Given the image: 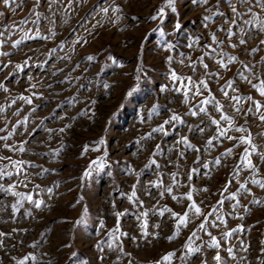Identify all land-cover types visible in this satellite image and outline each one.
<instances>
[{"label":"rangeland","instance_id":"obj_1","mask_svg":"<svg viewBox=\"0 0 264 264\" xmlns=\"http://www.w3.org/2000/svg\"><path fill=\"white\" fill-rule=\"evenodd\" d=\"M215 3L216 0H210L205 7ZM109 6H119L121 11H109L105 15L101 8ZM174 6L175 12L166 7V0H73L70 7L68 0H58L51 6L48 0H40L36 8L41 16L38 30L40 36L46 38L25 40L13 48V41L20 40L24 32L10 30L30 16L35 0H24L22 8L15 4L5 7L0 0V13H3L0 31H4V36L0 37L3 40L0 52L8 53L0 55V65H9L0 71V85H3L0 108L4 109L0 112V129H5L0 136L13 131L18 121L26 120L8 141L0 140V156L35 165L25 168L30 181L27 187L21 184L15 191L31 194L34 200L44 202L40 209L27 201L15 209L16 197L0 192V232L7 234L0 238V264H16L25 256L36 257L35 262L28 264H157L172 251L177 253L172 264H183L179 250L200 220L194 219L169 242L167 238L173 234L175 222L170 213L161 217L156 210L167 207L182 214L190 202L186 198L173 200L168 194L161 197L163 187L152 185L170 186L176 173L178 183L173 194L181 197L191 191L193 200L205 213L222 199L220 192L226 182L232 181L230 192L239 187L232 177L245 145L236 147L233 154L226 157H221V153L232 148L235 140L224 139L215 142L214 148H206V141L215 134L216 128L207 115L195 118L186 115L191 105L183 102L182 94L171 90L174 86L170 71L195 81L206 78L216 100L225 104L230 116H234L233 109L219 91L226 80L234 79L242 96L262 98L236 77L240 63L230 65V70L225 71L214 59L205 57L208 71H219L222 79L204 75L205 69L198 58L206 51L203 46L211 43L210 33L222 24L228 28L224 18L218 17L215 23L203 27L202 17L208 14L205 7L194 6L190 0H175ZM245 7L240 10L244 11ZM161 8H164L163 16L159 15ZM221 8L231 16L226 5L221 4ZM153 16L157 19H152ZM22 27L29 35H35L37 30L31 23ZM50 28L55 35L49 32ZM217 36L224 40L223 51L249 66L255 65L254 72L264 78V63H261L264 45L254 56L248 55L264 40V33L253 32L246 46L238 45L235 49L227 47L229 41L223 32ZM196 38H199L198 43L188 47ZM77 40L81 43H76ZM231 42L238 43V38ZM89 56L94 60L89 62ZM112 59H116L119 66L113 65ZM193 61L195 71L190 66ZM162 86L169 90L161 91ZM204 95L207 96V92ZM21 96L31 99L32 103H25ZM200 99L193 98L192 104ZM208 111L219 119L212 107ZM172 114L179 115L183 123L165 125L167 135L152 132ZM235 122L251 132L258 150L264 152V124L254 115L247 119L235 115ZM197 126L204 127L205 131H196ZM61 128L65 131L60 132ZM149 133H152L151 138L145 139ZM229 135L239 137L241 133L230 132ZM181 137H187L190 144L201 151L178 144ZM101 139L103 144L99 143ZM5 143L23 144L25 151L10 152L3 147ZM85 146L88 151H84ZM57 150L59 154L53 155ZM217 157L221 158L220 166L203 167ZM152 160L156 164L150 165ZM252 162L259 168L257 178L264 179V162L259 156H253ZM101 163L103 167H97ZM42 169L50 171L40 177L37 173ZM192 169L197 171L189 180ZM85 171L91 174L85 177ZM237 179L249 181L251 173L241 170ZM16 180L13 175L0 184L7 188ZM133 185H136L135 199L130 202L127 196L132 194ZM247 187L252 195L242 194L239 200L248 211L241 207L233 213L234 201H225L222 211L227 228L221 225L209 230L221 240L222 249L238 246L242 241L248 251H240L238 247L234 250L237 256L246 257L243 264H264V206L250 203L253 199L264 201V189L251 183ZM49 188L51 193L45 191ZM138 202L143 203L142 208ZM144 211L149 212L147 217L140 215ZM117 212L126 213L119 222ZM237 215L243 219L234 218ZM142 221L147 222L146 231L157 233L158 238L142 235L145 231ZM117 223L118 240L112 235ZM238 226L244 231L235 232L231 239H222V233ZM201 235L203 240L209 239ZM215 254L216 250L207 249L203 257H193L190 264H201L205 257L208 264H215ZM221 255L227 264H238L228 258L226 251L222 250Z\"/></svg>","mask_w":264,"mask_h":264},{"label":"snow or ice","instance_id":"obj_2","mask_svg":"<svg viewBox=\"0 0 264 264\" xmlns=\"http://www.w3.org/2000/svg\"><path fill=\"white\" fill-rule=\"evenodd\" d=\"M5 7L11 8L13 4L16 5L17 8L23 7L24 0H19V3H17V0H3ZM73 0H68V6H71V3ZM191 4L197 7H205L210 4V0H190ZM49 5H53L58 3V0H48ZM175 0H166V7L171 8L173 12L176 11L175 9ZM221 4L226 5L231 10V16H228L221 8ZM244 11H241L240 8L245 6ZM40 6V0H35V7L30 10V16L19 21L18 25H13L11 28V32L15 33L16 31L24 32V35L21 37L20 40L13 41L12 47L16 48L21 43H23L25 40H31V39H45L46 37H41L39 33V22L41 20V16L39 12L36 11V8ZM255 9V10H254ZM68 10L67 8L65 9ZM101 11L107 15L109 11L113 13H119L121 9L119 6H109V7H103L101 8ZM205 11L208 13L207 15H204L202 17L203 20V27H208L209 24L215 23L216 19L218 17L224 18V23L228 25V28L225 29L223 27V24L216 29L215 32L210 33V44H205L203 47L206 49V51L203 53L201 57L198 58V62L200 66H202L205 69V77H215L216 80L222 79L220 72H209L208 71V64L204 62L205 57H208L209 59H214L215 62L219 65V68L221 70L228 71L230 70L229 66L235 63H240L241 67L238 69L236 73V77L240 79L243 82H246L250 87L255 90V92L262 98V100H256L253 96H242L240 94V90L235 87V80L229 79L226 80V82L220 86V93L223 95L225 100L228 101L229 105L233 109L234 116H230L225 111V104L222 102L216 100L215 96L212 93L211 88L209 87L208 80L206 78H201L199 81H195L192 79V77H180L175 71H170V79L173 83L172 91L176 92L177 94H182L184 97V103L191 105L188 109V113L193 118L197 117L200 114H204L209 116V120L211 125L215 126L216 132L212 137H209V139L206 141V148H214L216 146L215 142L222 141L224 139H227L229 141L235 140L236 143L233 145L232 148L226 149L223 153H221V157L230 156L233 154L234 149L236 147H239L240 145H245L244 151L240 154V160L235 166L234 175L232 179H235L238 183L239 187L236 189L235 192H230L231 183L232 181L229 180L224 185L223 189L220 192V196L222 199L218 200L216 202V205L212 206L210 210L205 213L202 208L193 200L192 192L189 191L188 193L184 194L181 197H177L173 194V189L178 183L176 180V173H173V184L170 186H164L162 183H156L153 184L152 187H163V191H161L160 195L163 197L165 194L171 195L173 200H180L186 198L190 203L186 207L185 211L181 213H177L173 211L170 208L164 207L161 209L156 210L154 206V210L158 211V215L161 217H164L166 213H170L171 218L174 220V232L171 236H169L167 239L169 242L177 238L181 232L182 229L187 228L190 223L194 221V219H199L200 222L196 225V228L190 233L187 240L182 245L181 249L179 250L181 255L179 256V260L183 262V264H190L191 259L197 255L204 256L205 251L207 249H214L216 250V254L213 257V260L215 261V264H227V260L224 259V257L221 255V251H226L228 258L237 261L238 264H243V262L246 260L245 256H237L236 251L234 250L236 247L239 248L240 251L247 252L248 248L244 245V243L241 241L239 242L238 246H229L226 249H222V243L221 240L218 239L216 236L212 234V232L209 230L210 228H219L221 225H224L225 228H227V220L225 219V214L223 213L222 209L225 204V201H234L232 204V210L233 213H236L237 210L241 207H243V210L245 212L248 211L247 206H242L239 200V196L242 194L252 195L251 190L247 187L248 183H251L253 186H258L261 189H264V179L257 178L259 176V168L257 165H255L252 162L253 156H259L261 162H264V152H260L258 150V147L255 145L253 141V136L251 132L244 126V125H236L235 122V115L242 116L243 118L247 119L250 116H255L256 119H258L262 124H264V78H261L259 74L254 72L255 65L249 66L247 63L240 62L238 60L237 56L229 55L227 52L223 51V48L225 46L224 40L218 39L217 33L223 32L225 35V39L229 41V44L227 47H230L232 49H235L238 45L239 46H246L247 44V38L251 37L253 32L256 33H264V15H261V13H264V0H216V3L211 5V7H205ZM164 14V8L159 9V15L163 16ZM3 13H0V16H2ZM35 16V19H31V16ZM247 17V18H245ZM47 19V17H44ZM118 18V17H117ZM152 19H157L156 16H153ZM115 22V21H113ZM28 23H31L33 25H36L37 30L35 35H29L27 31L24 30L22 27L23 25H26ZM51 23H54V21H51ZM175 27L178 29L180 26L179 24L175 25ZM235 29V30H234ZM5 31H8V29H5ZM30 31V30H29ZM49 32L52 35H55V32L52 28L49 29ZM4 36V31H0V37ZM234 38H238V43H233ZM199 41V38H196L192 41L191 44L188 45V47H192L193 44H197ZM76 43H81L80 40H77ZM86 43V41H84ZM264 45V40L260 41V44L257 45V47L252 48L248 55L254 56L255 53H257L260 50V46ZM3 46V40H0V47ZM55 52V49L52 50ZM0 55H8V53H2L0 52ZM87 60L89 62L94 60V57L89 56L87 57ZM27 63V61H25ZM261 63H264V57L261 58ZM112 64L117 65L118 61L116 59H112ZM9 65H0V71L7 68ZM191 67H193V71L196 70V62L193 61L190 64ZM17 68H19V65H17ZM55 75V73H54ZM0 87H3V85H0ZM107 87V85H105ZM7 89H5L6 91ZM169 90L166 86H162L161 91H167ZM207 92V96L204 95V93ZM195 97H201V99L196 104H192V99ZM21 100H24L25 103L31 104L32 100L25 98L23 96L20 97ZM245 104L248 105V107L245 109ZM212 107L216 113L219 114V119H216L215 117L211 116V113L208 111V108ZM4 109L0 108V112H3ZM35 111V109H33ZM153 111H155V106ZM18 114V113H17ZM151 115V114H150ZM25 121H18L16 125H13V131H9L7 135L0 136V140L2 141H8L10 137H12L15 134V129L19 127L21 124H24ZM174 122H180L183 123L182 118L177 114H172L168 120H165L163 124L159 125L157 128H154L152 130L153 133L161 132L167 135V132L165 131V125L173 124ZM190 130L191 129V126ZM196 131H199L200 133H203L205 131L204 127L197 126ZM5 131V129H0V132ZM60 132H64L65 129L61 128L59 130ZM230 132H237L241 133L239 137L229 135ZM152 133H149L145 139L151 138ZM100 144H103L104 141L101 139L99 141ZM178 144H183L186 146L189 150L200 152L201 150L198 148H195L193 145L190 144L187 137H181L180 140L177 141ZM3 147L10 151V152H20L23 153L25 151V148L23 144L15 145V144H7L5 143ZM159 145H157V149H159ZM88 146H85L84 151H88ZM96 150V149H93ZM53 155H58L59 150L52 153ZM156 153L154 152L153 155ZM45 155H48L47 153ZM183 158V157H181ZM0 161H7V163H0V181H3L7 178H11L13 175L17 177L16 182L9 185L7 188L3 186V184H0V192H4L6 194H11L13 197H16L15 204L13 207L15 209H19L23 206V202L27 201L30 204H32L33 207L36 209H40L43 205V201L36 199H33V196L31 194L21 193L18 191H15L17 187H19L21 184H23L25 187H27V183H30V181L27 179V172L25 171L26 167H35V165L30 164L29 162L25 161H17L12 159V157H4L0 156ZM93 163H96L95 161ZM195 163V162H194ZM156 164L155 160L150 161V165ZM209 164H212L214 166H220L221 165V158L217 157L214 161L204 163L203 167L205 169L209 168ZM159 167V165H156ZM97 167H103V164H98ZM91 168V165H90ZM14 170V171H13ZM241 170H247L251 173V179L249 181H240L237 179L239 176V173ZM49 169H42L41 172L37 173L38 176L43 177L44 173L49 172ZM197 171V169H192L189 173V180L192 179V175ZM91 174L90 171H85L84 176L87 177ZM207 174V172L205 173ZM23 177V179H21ZM36 188H39V185H36ZM135 188L136 185H133V191L131 195L127 196V199L132 202L135 199ZM203 191H207V189H202ZM48 193L52 192V189H46ZM227 193V195H225ZM250 203L257 205V206H264V201L253 199L250 201ZM139 207H143L142 202H138ZM115 207V205H113ZM30 215V213H28ZM126 213L117 212L115 213L117 217V221L119 222V218L125 215ZM143 217H147L149 215L148 211H144L140 214ZM229 216L232 215V213L228 214ZM202 217V219H200ZM234 218L243 219L242 216L237 215ZM137 219L139 220L140 217L138 216ZM101 227H103V223H101ZM142 229H145V231L142 232V235L145 237H148L149 235L156 239L158 238L157 233H148L146 231L147 229V222L142 221L141 222ZM158 228L159 225H156ZM119 223H117V227L112 230V235L114 239H120L119 236H115L116 232H119ZM244 231L242 226H238L235 229H228L224 233H222V239H231L233 237V234L235 232ZM201 233L205 236H208L209 239L207 241L203 240V236ZM7 234L0 232V238L5 237ZM121 235H126L125 233H121ZM200 241L199 244L196 242ZM264 244V242H262ZM35 245H30V247H34ZM111 248L112 245H109ZM121 251H123L121 249ZM262 254H264V248H262ZM177 253L175 251L166 253L162 258L161 261L157 262V264H172V261L174 258H176ZM35 262L36 257L35 256H25L23 258H20L16 261V264H28V262ZM201 264H208L207 258L201 260Z\"/></svg>","mask_w":264,"mask_h":264}]
</instances>
